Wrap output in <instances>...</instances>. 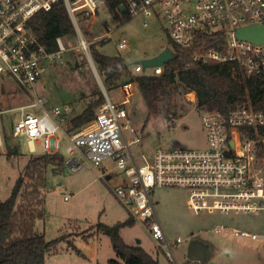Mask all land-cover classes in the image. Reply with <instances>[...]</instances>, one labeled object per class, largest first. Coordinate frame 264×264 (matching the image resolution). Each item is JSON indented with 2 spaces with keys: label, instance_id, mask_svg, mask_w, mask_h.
<instances>
[{
  "label": "built area",
  "instance_id": "2783aa9c",
  "mask_svg": "<svg viewBox=\"0 0 264 264\" xmlns=\"http://www.w3.org/2000/svg\"><path fill=\"white\" fill-rule=\"evenodd\" d=\"M120 7L131 17L158 16L166 20V31L174 44L190 49L195 61L201 63L237 64L249 76L264 72V41L254 42L236 35L239 27L264 24V0H119ZM63 4L76 30V51L84 55L94 67L91 44L82 30L78 15L89 17L98 12L106 0H0V79L11 77L26 90L40 80L48 59H63V53L73 49V38H56L57 50L48 51L40 42L30 22L41 11H50ZM147 24V21H145ZM222 32L226 41L219 48L207 47L205 39ZM111 35V30L106 32ZM128 46V39L117 42L118 50ZM169 47L174 53L170 44ZM167 64V63H166ZM164 65L150 66L135 62L130 71L134 75L163 73ZM96 73V71H95ZM97 74V73H96ZM135 81L120 86L122 98L114 100L104 89L105 101L97 114L85 126L71 130V109L68 105L46 108L47 99L35 96L33 106H41L46 113L35 116L24 114L12 118V134L26 136L31 152L42 145L45 153H61L64 139L69 141L66 164L76 171L83 161L76 154L83 152L100 176L110 179V170L116 169L118 181L112 189L131 218L143 222L152 237L160 243L171 260L177 263L170 242L155 210L153 193L159 187H179L187 191L189 209L202 212H259L264 211V109H255L243 103L224 112L202 110V123L208 133L205 148L157 147L151 152L135 151L140 136L128 137L126 130L135 133L129 122L125 105L135 94ZM196 101L194 90L187 92ZM0 110V146L3 144V126L6 123ZM61 132V133H60ZM62 154V153H61ZM109 162V163H108ZM108 163V164H106ZM67 198V196H66ZM214 232L229 228L217 224ZM256 239L258 235L245 230L234 231ZM184 241L181 236L175 244ZM188 264H207L191 261Z\"/></svg>",
  "mask_w": 264,
  "mask_h": 264
},
{
  "label": "rangeland",
  "instance_id": "374dc122",
  "mask_svg": "<svg viewBox=\"0 0 264 264\" xmlns=\"http://www.w3.org/2000/svg\"><path fill=\"white\" fill-rule=\"evenodd\" d=\"M81 24L88 39L96 42L100 52L122 55L130 67L135 62L159 54L171 43L162 13L127 18L124 11L117 14L106 3ZM109 29L111 35L106 37ZM122 37L128 39V46L120 51L117 42ZM73 47L63 53L62 60H46L42 76L33 85L32 91L26 90L11 77L0 79V110H8L3 114L6 122L20 117L21 110L15 108L22 106L24 114L44 115L46 111L43 107L31 105L36 101L35 96L47 99V109L68 105L71 116L80 113L93 96H99L102 76L98 73L97 78L89 60L76 51V37H73ZM150 70L148 67L147 72ZM129 76L125 72L122 77L127 79ZM120 86L109 91L105 89L114 100H118L122 98ZM177 97L188 111L174 122H168L160 114H148L147 104L136 85L131 102L125 105L129 122L136 128L135 133L127 129L126 134L130 138H141V142L134 146L135 151L151 152L157 147L207 146L208 133L202 123L203 111L195 107L196 101L190 100L187 93ZM7 132L8 136L0 146V202L10 196L30 156L45 153L42 145H37L35 153L31 152L26 136H14L9 130ZM68 144L69 141L64 139L61 153L66 158L70 157L66 153ZM14 148L16 150L9 155ZM76 154L83 161L81 169L73 171L66 164L63 172H53L51 167L46 172V217L38 221V227L49 240L61 235H67V238L58 244L55 253L46 256L44 264H111L110 259H121L116 255L110 237L97 231L95 226L99 222L112 225L131 218L112 189L118 179L111 176L118 171L110 170V179L101 177L102 170L95 168L83 152L77 151ZM187 196V191L179 187H159L153 193L156 213L167 239L173 242L172 251L178 264H185L192 238L200 239L208 246L207 264H264V211H207L196 214L189 209ZM217 224H223L229 230L216 233L213 228ZM235 230H245L258 237L236 235ZM121 235L128 244L142 246L159 264H175L143 222L135 220L132 225L123 227ZM178 236L184 241L175 244Z\"/></svg>",
  "mask_w": 264,
  "mask_h": 264
},
{
  "label": "trees",
  "instance_id": "16d2710c",
  "mask_svg": "<svg viewBox=\"0 0 264 264\" xmlns=\"http://www.w3.org/2000/svg\"><path fill=\"white\" fill-rule=\"evenodd\" d=\"M106 3L117 14L122 12L119 0H106ZM126 15L130 18L128 13ZM86 17L84 14L78 15L81 27ZM30 24L48 51L57 50L58 36H76L73 22L63 4L55 5L50 11L37 13ZM222 40L226 41L222 32L211 34L205 39L206 46L220 49L218 44ZM170 42L174 58L166 64L160 75H134L122 55L104 54L97 48L96 42H93L92 57L107 91L125 81H135L147 104L148 114H160L168 122H174L187 113L188 109L180 103L177 95L185 96L192 90L196 92L195 107L201 110L226 112L245 102L255 109H264V72L249 76L237 64L201 63L193 59L190 49H183ZM125 72L130 74L127 79L122 77ZM104 101L105 96L99 90V96H93L87 106L71 118V130L79 129L94 119L97 109ZM12 124V120L4 123V140L8 136L7 130L13 135ZM11 153L12 150L9 155ZM49 167L53 172H63L66 167L65 156L61 153L30 156L24 172L16 179L10 196L0 202V264H44L46 256L55 253L58 244L67 238V235H61L49 240L38 227V221L46 217L44 189ZM133 222L132 218H128L112 225L99 222L95 226L97 231L110 237L113 249L121 259H110L109 263L159 264L142 246L130 245L123 239L121 229ZM190 262L187 259L185 264Z\"/></svg>",
  "mask_w": 264,
  "mask_h": 264
},
{
  "label": "water",
  "instance_id": "95a60500",
  "mask_svg": "<svg viewBox=\"0 0 264 264\" xmlns=\"http://www.w3.org/2000/svg\"><path fill=\"white\" fill-rule=\"evenodd\" d=\"M121 9L123 10V6H121ZM236 35L242 39H249L254 42H263L264 24L262 25L256 23L248 26L239 27L236 30ZM173 58H174V53L172 49L170 47H167L164 50H162L159 54L147 59H143L140 62L143 63L144 68H147L154 65H164L169 61L173 60ZM93 68L94 71L97 72V76H99L95 64ZM101 88H102L101 91L104 92L105 85L102 82H101ZM15 150L16 148H14L12 151ZM208 254H209V248L203 241L197 238H192L190 240L188 246L187 259L191 261H201L203 263H206Z\"/></svg>",
  "mask_w": 264,
  "mask_h": 264
},
{
  "label": "crops",
  "instance_id": "0c3cea01",
  "mask_svg": "<svg viewBox=\"0 0 264 264\" xmlns=\"http://www.w3.org/2000/svg\"><path fill=\"white\" fill-rule=\"evenodd\" d=\"M97 78H98V76H97ZM73 117V116H72Z\"/></svg>",
  "mask_w": 264,
  "mask_h": 264
},
{
  "label": "bare ground",
  "instance_id": "6f19581e",
  "mask_svg": "<svg viewBox=\"0 0 264 264\" xmlns=\"http://www.w3.org/2000/svg\"><path fill=\"white\" fill-rule=\"evenodd\" d=\"M97 73V72H96Z\"/></svg>",
  "mask_w": 264,
  "mask_h": 264
}]
</instances>
